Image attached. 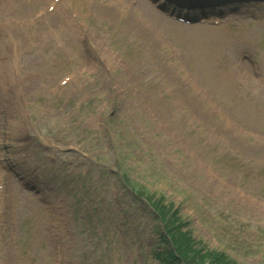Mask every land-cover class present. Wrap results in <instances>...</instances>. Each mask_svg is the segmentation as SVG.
Here are the masks:
<instances>
[{"label":"rangeland","instance_id":"374dc122","mask_svg":"<svg viewBox=\"0 0 264 264\" xmlns=\"http://www.w3.org/2000/svg\"><path fill=\"white\" fill-rule=\"evenodd\" d=\"M48 1L8 0L0 10L16 28L14 43L0 41V66L9 58L28 74L0 77L1 99L15 103L0 113V145L23 130L22 175L43 196L11 197L0 264H161L165 226L184 264H208L209 252L264 264V89L252 72L264 77L263 20L207 28L171 20L150 0H61L46 19L15 22ZM248 2L250 12L264 7ZM72 10L78 20L61 31ZM248 42L260 50L253 62ZM5 43L22 49L13 56ZM237 61L248 65L234 71L246 86L231 78ZM11 82L23 88L6 91ZM46 204L58 216L50 220Z\"/></svg>","mask_w":264,"mask_h":264},{"label":"trees","instance_id":"16d2710c","mask_svg":"<svg viewBox=\"0 0 264 264\" xmlns=\"http://www.w3.org/2000/svg\"><path fill=\"white\" fill-rule=\"evenodd\" d=\"M174 230H175V228H174ZM167 231H168V234L171 235V243H172V245H173V248L171 247L170 249H166V253H167L169 256H171V257H175V256H176V253H175V251H174V247H175V246L177 247V245L180 244V241H179L177 238H176V240H175V239L172 237L173 235L171 234L170 230H167ZM172 231H173V230H172ZM165 240H166V238H165ZM188 240L190 241V238H188ZM166 242L169 243L168 240H166ZM207 255L210 256V257H212V260H211L208 264H233V263L229 262V261L227 260V258L224 257L223 254H220V253H216V254H214L213 252H209ZM202 257H204V256H202ZM182 258H183L184 262H186V260L184 259L183 256H182ZM175 259H176V261H177L179 264H181V261H179V259H177V258H175ZM186 263H188V262H186Z\"/></svg>","mask_w":264,"mask_h":264},{"label":"bare ground","instance_id":"6f19581e","mask_svg":"<svg viewBox=\"0 0 264 264\" xmlns=\"http://www.w3.org/2000/svg\"><path fill=\"white\" fill-rule=\"evenodd\" d=\"M6 3H8V2L5 1L4 3H0V9H1V6L4 8V6L6 5ZM17 3H18V2H17ZM17 3H16V4H17ZM244 7H245V6H243L242 9H243ZM8 14H9V13H8ZM23 18H24V17H23ZM44 18L46 19V18H48V16H46V17H44ZM9 19H10V18H9ZM2 23H3V22H1L0 24H2ZM3 24H4V23H3ZM3 27H5V24H4ZM6 32H7V35H6V37H5V40H7V41L10 40L12 43H14V41H13V39H12V36H13V35H12V33H10V32H11L10 29L8 28V30H6ZM43 32L47 35V31H46V30H44ZM55 33H56V32H55ZM24 39H26V38H24ZM24 39H23V40H24ZM4 49H6L7 52H8V51H12V55H13V56H16L17 52H20V50H21V49L19 48V46H13V48H11V47H6V48H4ZM13 60H14L15 63H20L18 58L16 59V58L14 57ZM2 66H3V67H6V64L3 63ZM6 70H7V69H6ZM2 73H3V69L1 70V74H2Z\"/></svg>","mask_w":264,"mask_h":264}]
</instances>
